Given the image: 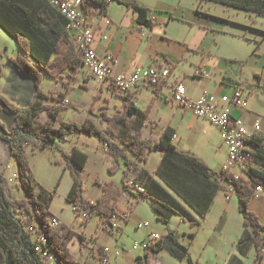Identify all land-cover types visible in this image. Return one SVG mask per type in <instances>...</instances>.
<instances>
[{"label": "trees", "instance_id": "obj_1", "mask_svg": "<svg viewBox=\"0 0 264 264\" xmlns=\"http://www.w3.org/2000/svg\"><path fill=\"white\" fill-rule=\"evenodd\" d=\"M198 1L199 4L203 1L218 3L264 18V0ZM111 2L133 8L139 26L154 27L148 9L139 6L136 1L81 0L80 7L87 15L94 13L96 16H106ZM67 24V19L48 0H0V27L16 41L20 51L16 58L9 61L16 71L35 79L34 96L26 106L11 101L0 92V111L13 116L9 130L0 121V138L8 142L11 155L17 163L16 186L27 195L13 199L9 182L0 170V264H42L35 250V241L40 235L44 236L47 252H51V257L58 264H87L77 261L70 251L69 243L76 232L64 223L60 227L50 223L53 217L50 207L57 189L49 191L41 185L37 189L26 148L28 143H35L39 144L41 150H59V143L66 142L70 135L82 133L97 135L108 145V152L116 161L124 159L126 169L122 188L106 183L103 193L96 200H89L84 196L82 175L88 162L87 153L77 147L68 153L61 151L73 177L66 201L78 206L77 215L83 213L84 221L98 216L100 223L111 226L112 219L117 215V201L124 192L131 191L127 177L134 169V161L129 157L146 163L150 153L159 150L163 152V157L155 176L139 171L135 180L144 184V191L135 194L136 197L148 201L157 220L167 228L164 239L146 245L145 251L167 250L179 261L187 260L188 264H196L190 256L189 247L179 240L175 231L168 228V224L173 216H177L184 222L200 227L199 219L207 216L217 194L223 190L218 178L227 180L228 176L222 171L211 170L194 156L180 152L173 144L175 132L171 127L165 128L156 142L142 139L141 132L151 105L141 111L131 98H126L124 107L107 119L110 132L100 130L89 120L83 123L65 122L56 126L65 106L60 98L48 103L49 95L41 90L40 83L44 73L54 77L64 68L77 72L83 64L81 53L68 37ZM43 114L47 115L46 120L42 119ZM263 141V138L256 140L257 166L248 172L249 180L234 182L244 230L236 244L237 255H232L228 264H244L243 258H249L251 253L254 254L252 264H264V224L249 207L259 180L264 181ZM113 169L111 166L110 170ZM29 227L35 229L34 240L26 231ZM79 237L84 239L83 235ZM190 237L194 240L195 234H190ZM134 264H151L148 253L137 256Z\"/></svg>", "mask_w": 264, "mask_h": 264}, {"label": "crops", "instance_id": "obj_2", "mask_svg": "<svg viewBox=\"0 0 264 264\" xmlns=\"http://www.w3.org/2000/svg\"><path fill=\"white\" fill-rule=\"evenodd\" d=\"M122 1L126 3H132L136 1L139 6L148 9L149 17H151V20L155 23L154 27L147 28L139 26V24H137L136 22L137 13L133 8H128L124 5L118 4L117 2H111L108 6L106 16H96L94 13L90 14L93 26L97 31V39L94 43V48L99 54H103L107 51L114 54L115 61L113 64V70L117 74L129 73L133 71L136 66L148 67L153 64H160L162 66L169 65L171 67L170 76L167 78L165 84L159 86L158 88L152 87L145 83H141L134 92L126 95L114 90L113 85L109 82L96 79L85 69L84 76L81 77L82 73L80 71L77 75V81L79 84H81V86L73 90L71 94L67 96L66 101L70 102L73 106H77L82 102L81 98L84 93H82L81 90L83 88H88V90L92 92H96L101 88L103 100L105 102H109L108 111L110 114L114 113L116 108H123L124 103L126 102V98H131L136 108L141 111H145L148 106L151 105L147 122L142 129V133H146L148 135L154 134L157 137L156 140H158L165 128L171 127L175 132L173 144L180 152L194 156L199 161L206 164L211 170L220 172L222 169V165L227 157V149L223 145L220 131L208 120L200 118L196 116L191 110L185 109L184 107L174 103L172 101V94L175 85L180 81L186 85L187 95L192 99H199L204 94H213L217 97H221L223 95H232L237 88H241L245 93L247 106L244 109L234 108L232 110L233 116L242 118L250 133H253L255 131L253 125L257 119L262 120L264 129V108L262 107L264 95L263 93H261L262 91L258 88L254 89L253 86L248 87L247 85L246 87L242 78L238 74H236V71L235 74L232 72L234 62H242L241 67L246 65V62L243 61L245 56L237 54V52L235 51L221 54H212L209 49H204V35L207 36L208 33L201 27H199V40L196 39L198 38V33L196 37L184 38L183 40L168 34L167 27H170L172 24H175L177 22L188 24L191 27L195 25L194 21H196L197 17L196 19H194V11L196 13H200L199 10L202 2L199 4L198 1L197 7L191 9L184 4V0ZM107 21H109L110 23H107ZM226 22L227 21L223 18L212 16V25L215 27L224 28ZM142 30H144L146 36L142 35ZM260 33H262V40L257 43L256 52L260 50L259 47L261 46V43L264 42V31H260ZM219 38H223L222 40L224 42L229 41V37H221L220 35ZM186 56H188V58L190 59H192V56H194V58L198 57V63L195 64L193 73L184 76V79L182 78L181 80V77L177 76L176 74V65L185 60L187 58ZM255 63L254 75L258 79V85L261 86V84L263 83L264 87V72L263 69L261 70V68H264V64L259 67L258 64L263 63L261 59L258 62L255 61ZM191 65H194V63L191 62ZM198 67H201L203 70V73L200 76L195 75V69ZM10 95V99H12L15 103L21 106H26L32 101L34 92H32L30 89L27 90L20 85H11ZM167 106H170L172 115L176 117V119L174 120L176 121L175 124H171V121L164 125L161 124V118L159 117L158 111L159 109L166 108ZM63 112L59 114L58 121L55 124L56 126H59L61 123H65L60 121V116ZM85 116L86 114L83 116V118ZM11 118L13 122V116ZM129 119H133V117H129ZM262 134L264 140V133ZM184 135L188 136V138L199 137L203 139L206 145L214 148L218 147V152H220L221 156L218 167L214 168L213 158H211L207 154H199L192 150L189 146H187L186 141H184ZM66 142L70 143L71 147H77L78 149L87 153L88 162L82 171L83 175L84 170L86 171L88 169H91L90 167L93 158H91V154L89 151L93 152V147L87 143L88 139L82 134L70 135ZM78 146H81L82 148ZM38 149L39 151H44L41 150L39 146ZM162 157L163 152L154 150L150 153L149 159L146 163L135 160L134 169L128 177V182L137 180V174L139 171H145L149 175L155 176V171L158 168ZM112 161L113 157H108L105 153H98L96 157H94L93 164L96 165L101 163L109 166ZM255 166H257V164H255ZM64 172H67L66 167L64 168ZM14 173L17 174V171H15ZM104 183L105 182H103L102 180H99V183H95V179L93 181L92 185L98 184V186L100 187V193L98 194V196L103 193L102 185ZM36 187L37 189L39 188L38 185ZM84 193L85 196L90 200H94L98 197L96 196L95 198H90V196L87 195V188L85 185ZM220 194L221 191L217 194L214 203L218 200ZM232 197L230 200H228L224 195V198L228 204L232 200ZM122 199L132 207H130L131 217L129 219H124L121 217L122 219H117V221L115 220V218H113L112 225L106 228V230H102L98 216H93L88 221V223L84 224L82 223L83 221L79 220L83 218V216L80 215L79 217L77 213H75L72 209L75 214L74 222H78L77 224H79V227L75 225H69L77 233L83 234L84 237V239L81 241L79 235H76L69 245L72 253L76 256L77 260L81 262L86 261L88 264H98L100 260V251L102 253V256L104 255V253H106L108 256H110L111 259L117 260L118 258L114 257V253L115 251H118V249L110 245L109 240L112 239V237H118L115 235L116 231L120 232L119 235H121L123 233V222L128 224L132 218L137 219V229L143 231V238L141 241L143 243L141 246L139 245L140 247H138V249L134 252L132 248L131 250L126 251V253L121 257V262L134 264L137 256H142L145 252H147L150 263L154 264V261L157 260V256L162 252L170 254L167 250H160L158 252L149 250L145 251L146 243L148 242V238L151 233H158L163 236V239L167 233L165 224L157 220L154 213L152 216L156 219V224H153L149 220L140 218L141 216L138 214L137 208L140 204V201L146 200H138V198L132 191H128L117 203V211H119V213L121 211L127 212L119 209V202ZM146 202L150 205L148 201ZM68 204L71 203L68 202ZM72 206L73 205L71 204V208ZM249 207L250 210L261 220V216H264V194L254 196L250 201ZM53 217L57 218L61 223H65L59 216L53 214ZM92 220L95 222V227L93 233L90 234L87 233L86 229L91 224ZM139 222H146L147 227L139 228L137 225ZM230 257L226 261V264H228ZM116 264H119V262L116 261Z\"/></svg>", "mask_w": 264, "mask_h": 264}, {"label": "rangeland", "instance_id": "obj_3", "mask_svg": "<svg viewBox=\"0 0 264 264\" xmlns=\"http://www.w3.org/2000/svg\"><path fill=\"white\" fill-rule=\"evenodd\" d=\"M184 4L188 8H196L198 0H184ZM199 12L200 13H196L194 11V19L197 17L196 21H194L195 25L191 27L188 24L177 22L172 24L170 27H167L168 34L183 40L184 38L196 37L198 33V38L196 39L199 40V27L206 30L208 35H204L205 40L203 43V48L206 50L209 49L212 54H221L235 51L237 54L245 56L243 61L246 62V65L241 67L242 62H234L232 68L234 71L232 70V72L235 74L236 71V74L242 78L246 87L248 85V87L253 86L254 89L258 88L264 95L263 83L261 86H259L258 79L254 75V66L256 64L255 61L258 62L260 59L262 60L263 63H259V67L264 64V42L261 43V46L259 47L260 50L256 52L257 43L262 40V33H260V31H264V18L210 1H203ZM212 16H218L226 20L227 22L225 23V27L223 28L213 26ZM220 35L221 37H229V41L224 42L222 40L223 38H219ZM73 44L75 45L74 42ZM19 54L20 51L16 41L0 27V92L8 99H10L11 96V85H20L27 90L30 89L32 92L35 91V79L31 76L23 75L14 70V66L9 61L11 58H16ZM186 57L187 58L185 60L176 65V74L177 76L181 77V80L182 78L184 79V76L192 74L195 64L198 63V57L194 58V56H192V59L188 58V56ZM191 62L194 63V65H191ZM262 69L264 72V68H261V70ZM84 70L85 68H83L81 65L77 72H74L69 68H64L60 70V72L54 77H50L48 74L44 73L40 83V88L44 93L49 95V98L47 99L48 103L55 102V99H61L63 105L65 106L63 111L66 110L65 112L61 111L63 112L60 116L61 122L83 123L84 121L89 120L100 130L110 132L109 122L107 119L113 117L118 112V110L122 108H116L115 112L110 114L108 111L109 102H105L103 100L101 88L96 92L89 91L88 88H83L81 90V92L84 93L81 98L82 102L77 106H73L70 102L66 101L67 96L70 95L71 92L77 87L81 86V84H79L77 81V75L80 71L82 73L81 77L84 76ZM113 89L118 91L116 87H113ZM10 100L13 101L12 99ZM262 107L264 108V100L262 101ZM85 114L86 116L83 118ZM158 114L161 118V124L164 125L170 121L171 124L176 123V121H174L176 117L172 115L170 106L159 109ZM11 117L12 115L0 111V121L4 123L8 130L12 122ZM42 119L46 120L47 115L43 114ZM1 131L2 130L0 128V133ZM82 135L88 139L87 143L93 147V152L89 151L91 158H93L90 167L91 169L86 171L84 170L83 172L84 185L87 188V195L90 196V198H95L100 193V187L98 184L92 185L94 179L95 183H99V180H102L105 182L103 185L106 183H113L114 186L122 188V179L126 169L124 159L120 158L118 161H116L114 157L109 154L108 145L97 135H89L87 133H82ZM141 138L149 139L153 142L157 141V137L154 134L148 135L141 132ZM184 141H186L187 146H189L195 152L199 154H207L213 158L214 168L218 167L221 160L218 147L214 148L206 145L203 139L199 137L188 138V136L184 135ZM38 146L39 144L35 143H28L26 145L29 165L37 185H41L50 191L57 189L51 207L52 214L59 216L65 222L64 224L68 226L75 225L79 227V224H77L78 222H74L75 214L72 211L71 204H68L66 201V195L72 184L73 177L70 170H68L66 167V163L61 153V151L70 152L71 148L74 146L71 147L70 143L63 142L58 144L59 150L46 149L44 151H39ZM78 147L82 148L81 146ZM98 153H105L108 157H113V161L109 166L101 163L96 165L93 164L94 157H96ZM129 158H131L133 161L136 160L132 156ZM111 166L114 167L113 170H110ZM65 167L67 168V172H64ZM0 170L4 172L9 182L8 186L10 187L13 199H21L26 197L27 195L25 191L17 188L16 186L18 180L13 176V174L15 171H18V167L15 159L11 155L9 144L1 138ZM124 194H126V192H124L123 195ZM123 195L120 197V199L123 197ZM224 195V191L221 190L218 200L213 204L208 215L203 220L199 219L201 221L200 227L190 222H184L177 216H173L170 223L168 224V228L172 231H175L179 236L180 241L189 247L190 256L196 264H226V261L231 255L237 254L236 244L244 228V221L238 209L237 195H233L229 204L225 200ZM85 198L88 199L86 196ZM130 207L131 206H129L123 199L119 202L120 210L128 211L131 210L132 207ZM122 212L123 211L119 213V211H117V215L114 217L116 221L117 219L123 218L125 212ZM137 212L141 216L140 218L149 220L153 224H156V219L152 216V209L146 201H140ZM90 219L84 221L83 218H81L79 220L86 224ZM260 221L264 224L263 215L261 216ZM136 222L137 219L135 218H132L128 224L123 222V233L119 235L120 232L116 231L115 235L118 237H112V239L109 240L110 245L116 247L121 253V256L117 260L111 259L112 264H116V261H118L119 264H127L121 262V257L126 253V251L131 250L135 242H137L140 246L142 245L143 242L141 241L143 238V231L137 229ZM94 223L95 222L92 220L91 224L86 229L87 233H93L95 227ZM100 224L102 230H106V228H108L103 223ZM26 231L34 240L36 237L35 229L29 227L26 229ZM192 233L195 234L194 240H192L190 237V234ZM76 235L78 236L83 234L76 232ZM73 256L77 260L74 254ZM253 256L254 254L251 253L249 258H243L244 264H252ZM154 264H188V262L187 260L179 261L170 254L162 252L157 256V260L154 261Z\"/></svg>", "mask_w": 264, "mask_h": 264}, {"label": "built area", "instance_id": "obj_4", "mask_svg": "<svg viewBox=\"0 0 264 264\" xmlns=\"http://www.w3.org/2000/svg\"><path fill=\"white\" fill-rule=\"evenodd\" d=\"M57 5L67 19L68 24L72 28V32H76L80 45V53L83 59V67L96 79L107 81L123 94L134 92L141 83H145L152 87H159L165 84L167 78L171 74L169 65L153 64L148 67L136 66L129 73H115L113 64L115 56L107 51L99 54L94 48L97 39V31L93 26L90 15L83 12L80 7L81 0H50ZM107 23H110L107 21ZM142 35L146 36L144 30ZM201 67L195 69V75H202ZM172 101L185 109L191 110L196 116L208 120L211 124L218 128L221 133L223 145L227 149V157L222 165V173L228 176L227 180L218 178L223 185V191L226 199L230 200L237 193L234 186L235 181H248V172L255 167L258 146L256 140L263 138L264 129L261 119L254 122V132L250 133L240 117L232 114L234 108L244 109L247 106L245 93L241 88H237L232 95H223L217 97L213 94H204L199 99H192L187 95L186 85L178 82L173 90ZM175 137V136H174ZM13 176L17 178V174ZM131 191L138 194L144 191V184L138 181L129 182ZM264 194V181L259 180V184L255 189V196ZM72 209L78 212V206L73 205ZM82 216L83 213L81 214ZM131 217L130 210L123 215L124 219ZM50 223L54 227H60L61 222L55 218H50ZM139 228L147 227L146 222H139ZM163 240V236L158 233H151L148 238V244H156ZM36 253L39 255L42 264H58L55 258L51 257V252H47L44 245V236L40 235L35 241ZM139 244L135 242L132 250L136 251ZM121 253L115 251L114 257L119 258ZM98 264H112L111 258L106 253Z\"/></svg>", "mask_w": 264, "mask_h": 264}, {"label": "bare ground", "instance_id": "obj_5", "mask_svg": "<svg viewBox=\"0 0 264 264\" xmlns=\"http://www.w3.org/2000/svg\"><path fill=\"white\" fill-rule=\"evenodd\" d=\"M49 1V4L52 5V7H55L62 15V11L59 7H57V5H54L52 1L48 0ZM67 33L69 35V38L71 41H73L77 47V49L79 50V53H80V45H79V41H78V37L76 35V32H72V28L70 27V25H67ZM45 241V240H44Z\"/></svg>", "mask_w": 264, "mask_h": 264}]
</instances>
